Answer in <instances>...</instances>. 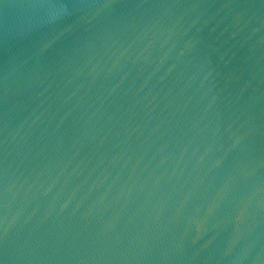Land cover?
<instances>
[{"label": "water", "instance_id": "1", "mask_svg": "<svg viewBox=\"0 0 264 264\" xmlns=\"http://www.w3.org/2000/svg\"><path fill=\"white\" fill-rule=\"evenodd\" d=\"M0 264H264V0H0Z\"/></svg>", "mask_w": 264, "mask_h": 264}]
</instances>
